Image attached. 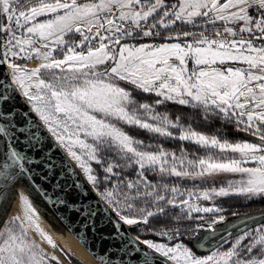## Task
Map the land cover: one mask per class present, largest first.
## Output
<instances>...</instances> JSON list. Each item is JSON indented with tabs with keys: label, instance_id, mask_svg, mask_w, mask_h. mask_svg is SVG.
Instances as JSON below:
<instances>
[{
	"label": "snow or ice",
	"instance_id": "obj_1",
	"mask_svg": "<svg viewBox=\"0 0 264 264\" xmlns=\"http://www.w3.org/2000/svg\"><path fill=\"white\" fill-rule=\"evenodd\" d=\"M253 10L256 16L252 15ZM46 15L50 18L38 22V17ZM156 16H159L157 23L164 28L176 21L192 24L200 17L207 18L206 22L212 24L221 21L223 32L217 31L216 36L224 38L210 39L204 33L197 37L184 32L185 37L193 36L192 42L122 44L125 37L135 38L141 33L145 37L153 35L151 29L156 24L149 23V30H144L141 22L147 23L150 17ZM126 24L129 27H125ZM235 24H241L238 32L230 26ZM73 30L81 36L79 44L65 40ZM225 34L233 39H228ZM168 38L172 39L171 36ZM95 39L99 40L98 47L93 46ZM257 40L261 41L259 45ZM106 41L116 45L118 50ZM50 44L57 47L49 50ZM85 47L88 49L86 53ZM77 48L81 50L77 51ZM56 50L64 51L63 59L53 58L52 53ZM33 56L42 61L35 69L28 70L15 63L18 59L30 60ZM189 60L193 62L191 70L187 68ZM229 61L247 67H228L225 70L215 67ZM5 64L11 69L13 82L28 99L31 110L57 144L83 170L100 200L111 213H115L114 217L111 214L107 217L115 229L113 239H124L122 226L141 223L147 226L151 218L167 214L159 204L166 197L157 193L156 186L148 183L145 170L158 168L161 174L192 177L237 173L241 178L229 181L226 187L206 189L198 197L191 192L188 195L204 200L229 195L246 199L264 197V0H226L224 3L220 0H179L178 4L171 5H166L163 0H91L83 4L78 0H34L31 5L23 0H0V67ZM100 65L108 66L100 70ZM44 75L48 76L47 80ZM119 81H125L144 93H155L161 98L157 104L172 101L222 114L229 121L234 119L238 130L257 137L260 143L233 144L185 129L167 116L156 113L150 105H137L132 94ZM8 99V95L0 94V120L13 119L14 113L2 111V103ZM142 115L155 123L146 122ZM117 122L138 126L161 136H170V127H180V141H193L204 148H218L221 153H238L239 158L214 159L209 156L192 161L183 156H172L168 159L169 154L164 150L155 153L145 151L141 142L132 139L117 126ZM26 130L15 123H0V196L5 199L14 188L25 189V181L34 175L26 165L35 161L23 149L17 150L12 142L14 138L16 143L19 142L16 132ZM40 142L34 133L29 134L30 147L34 148ZM104 152H114V160L118 157L126 164L138 165V178L98 191L100 180L89 161L101 166L106 174L105 180L110 175H119L115 169L121 167L118 160L107 161L101 155ZM250 162L256 166H246ZM9 184L14 187L9 188ZM54 187L59 189V183ZM75 187L80 188V184H75ZM71 190L72 186H65V192ZM41 191L53 206L67 205L70 211H80L81 205L69 204L64 196L53 200L46 191ZM171 193L173 198H167L166 203L187 208L189 214L222 211L214 207L193 206L188 199L177 202L175 196L183 195L177 188H172ZM20 202L25 215L13 217L0 229V264H50L51 261L60 264L56 255H48L34 242L28 241L27 234L31 229L53 249L57 247L40 228L38 212L28 196L21 193ZM141 202L150 206L139 207ZM83 207L85 210L81 216L89 218L85 227L90 226L95 231L98 209H90L88 205ZM223 220L222 215L217 216L208 225V230L214 232V225ZM103 223L101 221V226ZM160 235L168 234L161 232ZM248 237H251L250 242L242 245ZM77 239L83 238L78 236ZM226 242L227 239L222 237L216 249H210V254L202 258L183 244L168 246L140 236L129 240V246L123 247L122 251L128 257V264H155L153 253L173 264H264V224L254 231L245 230L236 243L221 251ZM137 244H143L151 251L140 255L141 249L132 246ZM133 253L137 254L136 260L132 258ZM93 255L98 264H112L108 252L103 256ZM120 264L125 262L121 260Z\"/></svg>",
	"mask_w": 264,
	"mask_h": 264
},
{
	"label": "rangeland",
	"instance_id": "obj_2",
	"mask_svg": "<svg viewBox=\"0 0 264 264\" xmlns=\"http://www.w3.org/2000/svg\"><path fill=\"white\" fill-rule=\"evenodd\" d=\"M221 1V0H220ZM23 2L25 4L31 5L32 3H34V0H23ZM91 2V0H78V3H88ZM98 2V0H97ZM163 2L166 5H171L172 3H179V0H163ZM161 11V15L163 12V9L160 10ZM253 16H256L257 13L255 12V10H253L252 12ZM45 17H50V15H46V16H41L38 17L44 19ZM151 18V17H150ZM167 19V18H166ZM159 20V16L158 17H154V19L150 22H141L144 25V30H149L148 25L149 23H155L156 24V28H153L151 31H153V34H156L157 32H159L160 30H164V31H169L171 33V35H173L174 37L178 35V40L177 41H167V42H133L131 41L129 38L131 37H125L124 40H122V44H128V45H132V46H140V45H160L163 43H181V44H185V43H190L193 41V36L189 35L187 37H185L183 35L184 32H189V33H193L195 34L197 37H199L200 33H204V35L208 36L210 39H217V38H224V37H217L216 36V32H223V22L221 21H217L215 24L212 23H207L206 20L207 18H196L195 22L192 23L191 26H193L194 28L197 27V30L192 32V31H185V30H179L178 28V24H182V22L180 21H176L174 24H171L168 28H164L161 27L159 23H157V21ZM183 24H188V23H183ZM176 25V26H175ZM231 27L234 28L235 31H239V27L241 26V24H235V25H230ZM125 27H129V25H125ZM93 32H95V29H93ZM105 35H107V33H105ZM142 35V33H141ZM143 36V35H142ZM225 36H227V34H225ZM180 37V39H179ZM228 39H233V37L231 36H227ZM65 40L69 41V43L72 44H79L80 40H81V36L79 33H76L75 30H73V32L69 33L67 36H65ZM106 43H109V45L113 48H117L118 47L116 45H112L111 42L106 41ZM261 43V41L257 40L256 44L259 45ZM93 46L98 47L99 46V40L95 39L93 41ZM36 47H40L39 44L36 45ZM56 45H49V50L50 49H54L56 48ZM77 51H80L81 49L77 48ZM84 52H87V47H85ZM41 51H45V49H41ZM64 51H53L52 55L53 58L55 59H63L64 57ZM35 57V56H34ZM38 61L36 62L37 65L34 67H30L27 68L28 70L31 69H35L36 67L39 66V64L42 62L40 59L36 58ZM174 63L178 64V61H173ZM111 63V62H109ZM229 64V65H225V66H221L220 64L215 65V67L220 68L221 70H225L228 67H232V68H246L247 65L241 64L239 62H226L225 64ZM108 65H100L98 66V68L100 70H103L104 67H107ZM193 67V62L191 60L188 61L187 63V68L189 70H191ZM7 70V74L11 77L12 81H13V77H12V72L11 69L6 68ZM57 72H59V69L56 70ZM44 79H48L47 75H44L43 77ZM119 83L121 84L122 87H124L127 91H129V88L132 87L133 89H136L134 86L128 84L125 81H119ZM125 83H127L129 86H126ZM13 84L15 85V87L17 88V90L19 91V93L22 95L20 89L18 88L17 84H15L13 82ZM129 87V88H128ZM139 90V89H136ZM30 91L34 92L35 89H30ZM142 91V90H139ZM143 92V91H142ZM154 94L155 93H151ZM23 96V95H22ZM23 98L25 99V101L28 103V105L31 107L28 99L23 96ZM172 102V101H171ZM185 106H191V105H185ZM192 107V106H191ZM199 110H202L203 112L204 109L203 108H198ZM206 114H214V115H219L220 117H224L222 114H218V113H213V112H205ZM37 116V115H36ZM38 117V116H37ZM39 118V117H38ZM142 118L145 119L146 122L149 123H155L153 121H151L150 119L147 118L146 115H142ZM234 120V119H233ZM235 121V120H234ZM42 123V122H41ZM43 124V123H42ZM121 125V127H120ZM127 125V124H126ZM44 126V125H43ZM117 126L120 127L122 129V123L117 122ZM138 127V126H136ZM46 128V127H45ZM140 128V127H138ZM179 128V132L174 134V132H172L170 129H172L171 127L168 129V131L171 133L170 136H165V137H172V138H177L179 137L180 133V127H176ZM143 129V128H140ZM47 130V128H46ZM123 131H125L124 129H122ZM146 130V129H144ZM49 133V132H48ZM126 134H128L125 131ZM51 135V133H49ZM157 134V133H156ZM129 135V134H128ZM204 135V134H203ZM130 136V135H129ZM207 136V135H205ZM51 137L55 140V138L51 135ZM131 137V136H130ZM207 137H213V136H207ZM255 137V136H254ZM134 140H139L136 137H131ZM221 141H225L224 139L221 138H217ZM257 141H254L256 140ZM254 140L252 138H248L247 140L245 139H241V140H236V141H228L230 143H238V142H251V143H260L259 139L257 137L254 138ZM140 141V140H139ZM227 141V140H226ZM56 142V141H55ZM141 142V141H140ZM185 142H190L194 145L199 146L200 148H204L201 147L200 145H198L197 143L193 142V141H185ZM57 143V142H56ZM59 146V145H58ZM141 146L143 147V149L145 151H149V152H159L160 150H162L161 148H156L154 151L150 150L148 148V146L145 143L141 142ZM60 147V146H59ZM61 148V147H60ZM64 153L67 155V152L65 149L61 148ZM209 150H213L216 151L217 153L220 154V156H212V155H206V156H196V157H191L188 156L184 153H179V154H173L170 151H166L164 150L166 153L169 154V156L167 157L168 159H171L172 156H176V157H185L186 160H192V161H196L199 160L201 158H208L209 156L215 158H239V154L238 153H232L231 151H228L226 153H221L220 150L218 148L216 149H211V148H207ZM76 151L79 152V149H76ZM102 156L106 157L107 161H111V162H116L118 160V162L120 163L121 167L115 169V172H118L119 175H110L108 177L107 180H105V173L102 171V168L100 165L96 164L93 161H89V166H91L94 170V174H96L100 180L99 185L97 186V190L98 191H103L106 187L107 188H112L113 185H119L121 181H129V180H136L137 177V172L139 170V166L135 165V164H126V162L124 160H120L118 157H116V159L114 160L115 157V153L114 152H104L101 153ZM68 156V155H67ZM69 157V156H68ZM70 158V157H69ZM71 159V158H70ZM71 161L77 166V168L80 170V172L82 173V175L85 177V174L83 173V170L77 165V163L71 159ZM248 167H254L256 166L254 163H249L248 165H246ZM159 175L161 177H163L164 181L161 182H157L155 180V175ZM144 175L148 181V183L150 185L156 186L157 189V193L159 194H163L167 198H173L172 197V193H171V189L172 188H177L179 189L180 193H183V195L177 194L175 196V200L177 202L188 199L190 204L193 206H197V207H214L217 209H220V207L217 205L218 204V200L222 199L223 197L221 196H212L210 199L208 200H204V199H195V198H190L189 197V192L193 193L195 196H199L204 190L206 189H219L220 187H226L229 183V181H237L239 180L240 174L237 173H216L214 175H204V176H197V177H192V176H174L168 173L165 174H161L157 169L155 170H145ZM168 177L174 181L177 184L174 185H166V179H168ZM87 180V179H86ZM88 182V181H87ZM89 183V182H88ZM90 184V183H89ZM91 185V184H90ZM92 186V185H91ZM93 187V186H92ZM135 191V190H132ZM20 195H17L16 198V207L14 209V212L12 211V213H10L7 218L4 220L3 214L0 215V225L3 223V226L1 229L4 228V226L6 224H8L13 217L15 216H23L25 215V212L23 210V207L21 205L20 202ZM26 195V194H23ZM27 196V195H26ZM238 196V195H237ZM29 198V197H28ZM244 198V197H243ZM258 197H254L251 199H255ZM264 199V197H261ZM151 199V198H150ZM246 199V198H245ZM165 201H160L159 204L165 208V211L167 214H170V209H175L178 211V213L182 214L184 213L186 215L187 218H191V217H197V221H200V226L196 229L197 232L194 233V237L192 239V245H193V249L190 248V246H187L184 242H182L181 240H175L174 238L177 236L176 233L172 234L169 230H164V229H159V230H152V228H147L146 225L144 224H140L138 226H132L133 230L136 232H138V234H134V236H140L141 239H148V240H152L155 243H164L167 244L168 246H175V244L180 243L183 244L184 246L188 247L195 255H197L198 257H204L210 254V249L211 250H215L217 245L220 244V241L218 242H214V238H216L219 233H221L224 230H227L229 228H233L238 226L239 224L252 219L253 216H249V217H245V218H239V219H230V220H226L225 221V214H219L218 213H199V212H191L189 214L187 208H181V207H176L173 205H168ZM30 203L34 206V208L37 210L39 218H40V228L48 235L51 237V239L54 241V243L56 244V249H53L47 242L43 241L41 239V237L33 230L29 229L28 234H27V239L30 242H34L38 248L40 250H42L44 253L48 254V255H56L58 257V259L60 260V255H64V257L70 261V264H83L81 262H79L78 260H76L75 257H73L71 254H69L67 251H65L57 242L56 240L50 235L49 231L46 228V225L44 223V219L42 217V214L39 212V210L37 209V207L31 202V200L29 199ZM5 202V197L4 196H0V213H1V207L4 205L3 203ZM139 207H149L150 205H145L143 204V202H141L139 205ZM19 209V210H18ZM17 212V213H16ZM14 214V215H13ZM161 215V214H160ZM222 215L224 217V220L222 222H218L214 225L215 231L211 232L208 230V225L217 218V216ZM19 223V221H17V224ZM262 224H251L248 227H246L243 230H240L238 232H234L232 234H230L229 236L225 237L227 239V242L224 243L221 247V251H226L228 250L232 244L236 243V240L238 238V236L240 234H242L245 230H250V231H254L257 228H260ZM147 229V230H146ZM167 233L168 235H160V233ZM172 237V238H170ZM159 238V239H158ZM251 240V237L246 238L245 240L242 241V245L243 244H247L249 243ZM50 246V247H48ZM52 249V250H51ZM61 253V254H60ZM167 259V258H166ZM168 260V259H167ZM169 262L173 263L172 261L168 260ZM50 264H55L54 261H51ZM60 264H64L62 263V261L60 260Z\"/></svg>",
	"mask_w": 264,
	"mask_h": 264
},
{
	"label": "water",
	"instance_id": "obj_3",
	"mask_svg": "<svg viewBox=\"0 0 264 264\" xmlns=\"http://www.w3.org/2000/svg\"><path fill=\"white\" fill-rule=\"evenodd\" d=\"M0 94H6L10 97V99L2 103V111L5 114L14 113L12 120H0V123L6 125L15 123L18 127L27 129L25 132H16L15 136L19 138V142L16 143L15 138L12 142L15 143L17 150L23 149L24 153L31 156L35 161L31 165H26L34 173L31 178L27 179L31 186L96 264H98V260L93 254L103 256L106 252L110 253L109 258L112 264H120L121 260L125 264H128V257L124 254L122 248L129 246V240L135 238L130 232L132 226L128 228L122 226L121 235L124 236L123 240L120 237L112 238L115 229L107 217L109 214L114 217L115 213H111V210L100 200L96 191L93 190V187L87 182L77 166L51 137L39 118L19 93L3 66L0 67ZM30 133H34L41 141L39 144H35L34 148L30 147L29 144ZM32 143H35V141ZM49 168H51V171H49ZM57 182L59 183V189L54 187ZM77 183L80 184V188L75 187ZM65 186H72V190L65 192ZM41 190L46 191L53 200L58 196H64L69 204L81 205L80 211H70L67 205L53 206ZM83 205L90 206V209H98L95 217V231L90 226L85 227V222L89 218L87 216H81V212L85 210ZM263 219L264 214L253 216L252 219L236 227L222 231L213 241L218 242L222 237L225 238ZM101 221L104 222L103 226H101ZM78 236L83 239L78 240ZM132 246L141 249L140 255H143L144 251H150L143 244ZM153 255L155 264H173L155 254ZM132 258L136 260L137 254L133 253Z\"/></svg>",
	"mask_w": 264,
	"mask_h": 264
},
{
	"label": "trees",
	"instance_id": "obj_4",
	"mask_svg": "<svg viewBox=\"0 0 264 264\" xmlns=\"http://www.w3.org/2000/svg\"><path fill=\"white\" fill-rule=\"evenodd\" d=\"M153 19V17L149 18L148 22L152 21ZM177 24L179 30L192 32L197 30V27L194 28L191 26L192 24ZM157 33L159 34H153L147 37L139 34L136 35L135 38L131 37L129 39L133 42H167L178 40V37H174L169 31L160 30ZM169 36H171L172 39H169ZM225 65L229 64L227 63L221 66ZM125 85L129 86L127 83H125ZM129 92L132 94L133 99L137 102V105L148 104L154 109L156 113L167 116L171 121L178 123V125L183 126L185 129H191L197 133L221 138L227 141H236L241 139L247 140L248 138H252L254 140L255 138L253 135H250L247 132L238 130L234 120L229 121L225 117H220L219 115L214 114H206L198 108L179 105L171 101L157 104L156 101L161 99L160 97H157L151 93H144L142 91L133 89L132 87L129 88ZM122 125V129H124L131 137L138 138L152 151H154L156 148H161L162 150L170 151L173 154L184 153L191 157H196L198 155H212L222 157L216 151L209 150L207 148H200L199 146L190 142L180 141L177 138L161 136L159 134L140 129L136 126H130L126 124ZM170 130L174 132V134L179 132V128H172ZM254 141H257V139ZM155 180L157 182L164 181L163 177L157 175V173L155 175ZM165 184L170 186L177 183L168 177ZM217 205L220 207V209H222L219 214H225V221L230 220L231 218L239 219L264 214V199L261 197L255 199H245L242 196L229 195L218 200ZM255 224H264V219ZM199 226L200 221H197V217L187 218L184 213L180 214L177 210L170 209V214H161L158 217L151 218V223L150 225H147V228H152V230L164 229L169 230L172 234L176 233L177 236L174 238L175 240H181L187 246H190V248L193 249L192 239L194 237V233L197 232L196 229ZM130 232L133 235L136 233L138 234L137 231L135 232L133 230V227L130 228Z\"/></svg>",
	"mask_w": 264,
	"mask_h": 264
},
{
	"label": "bare ground",
	"instance_id": "obj_5",
	"mask_svg": "<svg viewBox=\"0 0 264 264\" xmlns=\"http://www.w3.org/2000/svg\"><path fill=\"white\" fill-rule=\"evenodd\" d=\"M5 71L7 73L6 68H5ZM0 152H2V144H0ZM25 184H26L25 189L22 190L20 188H14L13 191L7 193V198L5 199V202L3 203L4 205L1 207V213H0V215L3 214L4 220L7 218V216L10 213H12V211L14 212V209L16 207L15 202H16L17 195L21 193L26 194L31 200V202L37 207L39 212L42 214L46 228L49 231L50 235L56 240V242L65 251H67L69 254L75 257L76 260H78L79 262L83 264H96L94 260L87 254V252L81 247V245H79L76 242V240L73 238V236L67 231L64 225L55 216V214L51 211V209L44 202V200L39 196V194L31 186L28 180L25 181ZM8 187L13 188L14 186L12 184H9ZM2 226H3V223L0 225V229L2 228ZM126 227L128 228L129 226H126ZM153 254L163 258L164 260H167L165 257L160 256V254H156V253H153ZM60 260L64 264H70V261L67 260L64 257V255H60Z\"/></svg>",
	"mask_w": 264,
	"mask_h": 264
},
{
	"label": "built area",
	"instance_id": "obj_6",
	"mask_svg": "<svg viewBox=\"0 0 264 264\" xmlns=\"http://www.w3.org/2000/svg\"><path fill=\"white\" fill-rule=\"evenodd\" d=\"M37 61L38 60L36 59V57L33 56V58L30 59V60L18 59V60L15 61V63L23 65L27 69V68L36 66L37 65V63H36ZM3 67H4V69L8 68L6 64Z\"/></svg>",
	"mask_w": 264,
	"mask_h": 264
},
{
	"label": "crops",
	"instance_id": "obj_7",
	"mask_svg": "<svg viewBox=\"0 0 264 264\" xmlns=\"http://www.w3.org/2000/svg\"><path fill=\"white\" fill-rule=\"evenodd\" d=\"M220 2H221V3H224V2H226V0H221ZM49 18H50V17H45L44 19L39 18V19H38V22L46 21V20L49 19Z\"/></svg>",
	"mask_w": 264,
	"mask_h": 264
}]
</instances>
